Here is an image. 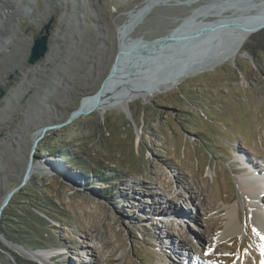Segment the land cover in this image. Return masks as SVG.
<instances>
[{"label":"rangeland","instance_id":"rangeland-1","mask_svg":"<svg viewBox=\"0 0 264 264\" xmlns=\"http://www.w3.org/2000/svg\"><path fill=\"white\" fill-rule=\"evenodd\" d=\"M143 1L0 0V206L22 183L31 153L39 164L3 212L0 264H44L29 252H45L51 264L193 263V245L217 240L234 203L249 231L238 181L250 169L243 155L264 176V27L233 62L133 101L129 114L93 110L67 122L99 89L118 49L166 36L207 3L164 1L119 35L125 12ZM258 1L238 4L251 9ZM46 25L49 51L31 64L27 53ZM38 120L57 127L35 143ZM61 151L81 158L83 169L69 166ZM92 168L104 178L96 173L92 181L83 172ZM167 202L188 215L185 221ZM249 239L242 230L220 240L215 263L234 264ZM256 264H264V254Z\"/></svg>","mask_w":264,"mask_h":264},{"label":"bare ground","instance_id":"bare-ground-1","mask_svg":"<svg viewBox=\"0 0 264 264\" xmlns=\"http://www.w3.org/2000/svg\"><path fill=\"white\" fill-rule=\"evenodd\" d=\"M167 0H144L140 4L136 5L131 10L125 12L126 13V21L119 25L118 34L124 35L130 29H132L135 25L139 23L141 18H144L145 15L149 13V11L159 3H162ZM187 3L195 2L198 0H186ZM236 0H207L205 5H200L191 9L189 15L182 19L181 23L177 26L180 29H185L191 22H204L208 18H217V20H225L228 18H236L245 21L253 26H257L264 22V0H259L258 2H253L251 4V9H238V5ZM254 1V0H253ZM219 8L218 11H209L210 7ZM230 9H229V8ZM221 9V10H220ZM229 9L232 13H227L226 11L220 12L222 10ZM10 11V10H9ZM248 11H253L247 18H244L243 15L247 14ZM217 13L220 15H210L208 13ZM2 13L1 15H3ZM14 14V13H13ZM201 14V15H200ZM7 15H12V12H7ZM15 16V14H14ZM207 22V21H206ZM210 22V21H208ZM176 28V27H175ZM180 31V30H179ZM254 32H248L246 30L228 27L224 29H220L217 34H221L222 40L218 39L214 41V44L211 42V38L213 35L210 34L206 36H210V41H206L203 44L194 45V48H190L188 53L181 51V47L174 48V45H171L168 50L162 49L159 53H162L159 57H161V61H155L154 64L151 61H147L143 59L141 65L134 73L141 72L142 76H145L142 80L143 82L135 80H131L128 77L127 80L132 83H128V85H124L121 89L114 91V86L111 87V91L105 92L96 108L97 112L104 113L110 108H116L119 110H124L129 114V105L131 102L138 100L140 98H146L155 94L156 92L163 91L165 89L171 88L175 86L177 83L182 81L184 78L197 74L200 72H204L205 70L213 69L216 66L224 63V62H233L235 57L241 52L245 41L249 38V36ZM1 37V36H0ZM226 42V45L224 44ZM192 42H188L185 44V48L189 47ZM119 50H123L120 48ZM173 50H177V61L178 63L173 64L169 59L170 53ZM49 51V50H48ZM193 51V52H192ZM153 53V52H151ZM28 54V53H27ZM26 54V55H27ZM117 54V53H116ZM150 59L154 56L149 55ZM26 57V56H25ZM141 54L137 55H122L119 59V69L120 77H127L134 65L137 63L139 58H141ZM156 56L154 59H156ZM114 62V61H113ZM166 62H169L168 67L165 66L162 70H158L161 65H164ZM110 70V69H109ZM136 81L138 83H136ZM134 82V84H133ZM112 81L109 82L106 88H108ZM113 89V90H112ZM94 94V93H93ZM90 96L84 97L80 103V105L75 109H88L91 108L95 103V98L91 99ZM85 115V114H83ZM50 125L49 122H42L40 120L36 121L35 126L37 127L36 134L33 138L35 140L41 134V128L43 126ZM55 125V124H54ZM47 131L45 132V134ZM239 156V155H238ZM241 161L245 164L246 167H249L248 176L241 178L238 183L241 188L244 197L248 200V219L250 222L249 231L247 232L244 228V225L240 221L239 213H238V204L234 203L233 205L226 206V217L227 221L225 223V227L217 236V240L210 241L211 245L198 243V245H193L196 253V258L194 262H190V258H178L177 263L175 264H216L215 263V253L218 250L219 241L225 239L231 235H234L242 230L246 233H249L250 236V245L245 249L244 252L240 253L237 257L234 264H256L258 257H263L264 254V200L260 198L261 194L264 193V176H259L256 173V169L252 167L249 163H247L248 158L246 156H241ZM38 163L33 164L32 172L38 168ZM264 165V160H263ZM193 195L191 194L189 200H192ZM195 196L194 199H196ZM161 199H165L162 195ZM193 199V201H194ZM173 208V212L178 213L177 217L183 221L184 218L188 217L185 213H179L177 206L174 203L167 202V207ZM202 203H198L196 210L200 209ZM155 209L161 210L162 208L156 207ZM184 217V218H183ZM178 220V219H177ZM155 225V224H153ZM212 226H215L214 223H211ZM203 238L204 235H203ZM164 241V240H163ZM170 249L176 247L174 244L175 241L171 239ZM184 245V244H183ZM186 245V244H185ZM184 245V246H185ZM118 248L112 250L111 255H114L115 251ZM178 253H181L180 251ZM31 259H39L44 264H51L47 261V255L45 252H29ZM94 254V253H93ZM112 259V258H110ZM189 259V260H188ZM232 258H230L231 260ZM215 260V261H214ZM222 261H229V258H221ZM87 264H90L88 262Z\"/></svg>","mask_w":264,"mask_h":264},{"label":"water","instance_id":"water-1","mask_svg":"<svg viewBox=\"0 0 264 264\" xmlns=\"http://www.w3.org/2000/svg\"><path fill=\"white\" fill-rule=\"evenodd\" d=\"M238 1L239 0H236L235 2L238 4ZM249 5H244V6L239 5L237 8L238 9H244V8L248 9L247 7H249ZM218 15H220V14H218ZM186 25L188 27L185 29H180L179 27H176V28L174 27L172 30H170L167 33L166 36H163V37H160V38H157L154 40L135 39V42L130 47H128L127 49H123V50L118 49L116 57L114 59V62L110 68V71L108 72L107 76L103 80L99 89L94 94H92L90 97L91 99L95 98L94 105L88 109L74 110L70 114L67 122L77 118L78 116H82L83 114L92 113L94 108H96L98 106L102 95L105 92L111 91L112 86L115 85V87L113 89H114V91H117V90L121 89L124 85H128V83H132V81L131 82L125 81L128 79V77H130L131 80H135L136 78H138V80L137 79L136 80L142 83L143 82L142 79L145 76H142L141 72H139V73H134V72L137 71V69L141 65V62L143 59H146V62L151 61L153 64L155 61H158V62L161 61V57H159V56L162 55V53H159V52L162 49L168 50L171 45H174L175 46L174 48L181 47V51L188 53L190 48L192 49L198 44L200 45V44L205 43L206 41H210V36H206V35L216 34V35H213V37L211 38V42L213 44H214L215 40H218V39L222 40L221 34H217V32L220 29H224V28H228V27H235V28H240V29L246 30L248 32H255V31L260 30L264 27V22H262L261 24H259L257 26H253V25H250L248 23H245V21H242L241 19L228 18V19L221 20V21L220 20H218V21L212 20L210 22L204 21L202 23L193 21L190 24L186 23ZM49 37H50L49 25H46L45 31L41 30L39 32V35L33 40V44L30 47V52L28 53V62L29 63L34 64L47 54V52L49 50ZM188 40H189V42H192V43L186 49L185 44L188 42ZM151 52H153V53H151ZM139 53L142 55V57L139 58V60L134 65L133 69L131 70L130 73H133V74H129L127 77H120L121 74H119L120 72L117 71L119 69L120 57L122 55L128 54L131 56V55H136ZM176 54H177V50H173L169 56V59L171 61H172V59H174L172 61L173 64L178 63ZM149 55H152L154 57L150 59ZM156 56H158V57L156 59H154ZM165 66L170 67V66H172V64L169 65V62H166L164 65H161L158 68V70L159 71L162 70ZM111 81L113 83H111V85L108 88H106L107 85L109 84V82H111ZM137 81H136V83H138ZM133 84H134V82H133ZM144 99L147 100V98H144ZM122 111H124V110H122ZM124 112H126V111H124ZM55 127H57V126H55V125L43 126L40 130L41 134L34 140V142L37 143L38 140L41 139L45 135L46 131H48L49 129H53ZM33 164H34V159H33V154L31 153L30 160L27 164V169L25 171L24 179H23L22 183L19 186L14 187L7 194L3 203L0 206V222L2 219L3 212H4L5 208L8 206V204L11 202L13 195L21 188L22 185H24L30 179L31 174H32Z\"/></svg>","mask_w":264,"mask_h":264},{"label":"trees","instance_id":"trees-1","mask_svg":"<svg viewBox=\"0 0 264 264\" xmlns=\"http://www.w3.org/2000/svg\"><path fill=\"white\" fill-rule=\"evenodd\" d=\"M56 148H58L57 146H55ZM45 150H46V148H44V149H40V151L41 152H45ZM60 157L63 159V158H65L66 160V163L69 165V166H71V167H80V169L79 170H82L83 169V167H82V165H81V162H80V160H81V158H79L78 159V157L76 156V155H74L73 153H69L68 151H61V153H60ZM79 160V161H78ZM75 167V168H76ZM99 167V166H98ZM83 172H85V174L88 176V177H92V181H96V179H98V178H96L95 177V175H96V173H98V174H100L101 176H103L102 178H104V172L102 171V173H100L99 171H97V170H95V169H91V170H83ZM91 174V175H90ZM104 180H108L107 178L106 179H104ZM31 191V190H30ZM14 201L16 200V197L13 199ZM6 219V217L4 216V218H3V220L2 221H4ZM2 223L3 222H1V227H2ZM0 227V228H1Z\"/></svg>","mask_w":264,"mask_h":264}]
</instances>
